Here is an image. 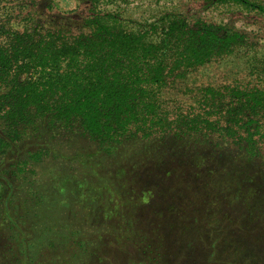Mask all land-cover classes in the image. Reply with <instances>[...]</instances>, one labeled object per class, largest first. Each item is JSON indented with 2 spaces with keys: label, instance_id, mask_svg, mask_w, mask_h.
<instances>
[{
  "label": "rangeland",
  "instance_id": "obj_1",
  "mask_svg": "<svg viewBox=\"0 0 264 264\" xmlns=\"http://www.w3.org/2000/svg\"><path fill=\"white\" fill-rule=\"evenodd\" d=\"M208 1L100 4L130 26L172 9L249 36L248 45L192 72L187 88L163 93L171 116L200 111L193 97L201 85L257 83L251 63L264 53V14ZM42 2L1 0L0 19L9 13V25L21 29L32 11L42 23L51 18ZM83 3L57 0L54 12L79 20L89 13ZM43 133L28 127L17 145L0 148V264H264V140L249 154L247 143L216 133L208 142L170 134L137 139L131 147L138 153L126 160L51 132L61 154L47 152Z\"/></svg>",
  "mask_w": 264,
  "mask_h": 264
},
{
  "label": "trees",
  "instance_id": "obj_2",
  "mask_svg": "<svg viewBox=\"0 0 264 264\" xmlns=\"http://www.w3.org/2000/svg\"><path fill=\"white\" fill-rule=\"evenodd\" d=\"M78 1L89 7L79 20L57 15V0H43L51 18L42 23L32 11L21 29L9 25V13L0 19V148L17 145L31 127L45 133L40 147L54 154L61 153L48 132L88 139L97 153L126 160L138 153L131 147L137 139L170 134L208 142L216 133L256 151L264 140V53L251 63L255 85H201L193 97L200 111L171 116L162 107L163 93L187 88L192 72L248 45L245 31L172 9L130 26L120 12L100 7L115 0ZM230 1L264 14L259 0L208 2Z\"/></svg>",
  "mask_w": 264,
  "mask_h": 264
}]
</instances>
